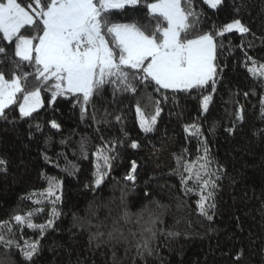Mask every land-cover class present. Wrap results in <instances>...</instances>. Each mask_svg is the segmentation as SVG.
Here are the masks:
<instances>
[{
	"label": "trees",
	"instance_id": "16d2710c",
	"mask_svg": "<svg viewBox=\"0 0 264 264\" xmlns=\"http://www.w3.org/2000/svg\"><path fill=\"white\" fill-rule=\"evenodd\" d=\"M18 2L35 6L34 0ZM151 2L154 0H141L137 6L111 10L106 19L109 24L135 23L151 32L156 21L144 6ZM183 6L189 7L186 2ZM191 8L201 16L189 39L214 32L234 19L251 30L243 35L233 30L217 38L223 48L217 50L222 71L216 77L215 92L210 85L189 92H155L154 87L138 83L135 94L113 95V85L108 84L91 99L82 118L76 96H60L50 103L51 85L42 86L34 77L28 79L27 91L42 89L41 107L30 117L21 118L18 103L22 95L18 94V103L5 110L7 119L0 118V158L7 161V170H0V221L42 207L44 211L33 222L45 223L52 205L34 202L42 199L36 193L46 191L47 178L51 177L60 183L57 195L61 200L56 208L61 215L43 237L39 230L17 229L11 221L14 238L21 243L39 240L40 252L32 262H26L18 249L0 245V264H264V80L253 78L246 67L250 65L247 57L264 63V0H224L217 9L203 0H191ZM162 26L166 27V22ZM22 32L42 34L28 26ZM105 38L114 47L112 37ZM0 46L8 52L6 57L0 56V71L11 79L18 58L13 57L14 46L3 40ZM22 71L32 72L33 68L25 65ZM208 95L212 99L204 112L201 100ZM148 97L160 101L162 111L155 130L146 134L137 124L136 103L140 102L150 118L154 105ZM241 108L244 119L239 121L236 113ZM52 121L59 128H53ZM192 124L200 127L202 136L185 132V126ZM230 128L234 129L231 133L227 131ZM134 140L139 147H130ZM205 140L213 168L219 167L216 174L222 177L216 208L210 211L212 221L197 212L198 189L185 195L176 171L177 157L195 160L203 154L198 149ZM102 149L114 159L110 169H102L107 174L96 186L94 173L97 164H103L98 160ZM133 160L137 163L136 178L128 181L125 177ZM28 196L30 199H22ZM125 212L133 222L141 213L144 219L149 213L160 216L151 255L141 258L132 244L109 241L107 235L89 242V236L97 231L96 224L105 222L107 227L100 231L107 233L113 219H120ZM120 222L125 235L129 228L138 230L134 223ZM168 232L179 235L169 236Z\"/></svg>",
	"mask_w": 264,
	"mask_h": 264
},
{
	"label": "snow or ice",
	"instance_id": "6c2138e0",
	"mask_svg": "<svg viewBox=\"0 0 264 264\" xmlns=\"http://www.w3.org/2000/svg\"><path fill=\"white\" fill-rule=\"evenodd\" d=\"M185 2L189 5L187 9L183 6ZM203 2L211 9H217L224 0ZM34 3L35 6L29 4L25 7L18 0H0V40L14 46L13 57L18 58V61L13 63L11 79L0 71V118L5 120V110L18 103V94L22 95V102L18 103L21 118L30 117L41 106V87L27 91V81L30 77H34L42 86L51 85L50 103L60 96H76L77 103L81 106L82 118L91 99L108 84L113 85V95L116 92L135 94L138 91V83L145 87H154L155 92L162 89L189 92L209 85L215 92L216 77L222 71L217 63V50L223 48L222 43L217 44V38L233 30L242 35L251 31L240 19H234L214 32H203L195 38H187L189 33L197 30L201 16V13L191 8V0H154L145 3L149 17L156 21L151 32L135 23L109 24L106 19L111 10L137 6L141 0H44L43 3L41 0H34ZM164 22L166 27L162 26ZM26 26L35 27L42 34L24 35L22 29ZM103 29H106V33ZM106 35L112 37L114 47L109 46ZM7 55V48L0 46V56ZM247 60L250 61V65L246 64V67L251 76L264 80V63H258L251 57H247ZM25 65L32 67L33 71L23 72ZM244 95L247 96L248 93ZM147 99L154 105L150 118L145 116L140 102L136 103L139 126L146 134L155 130L162 111L160 101L152 97ZM163 99L166 100L167 97ZM211 99V95L203 96L201 108L204 112L208 111ZM261 109L264 114V99L261 100ZM115 119L119 121L121 117L116 116ZM236 119H244L242 108L237 111ZM51 126L59 128L55 121L51 122ZM227 131L231 133L234 129ZM185 132L195 137L202 136L200 127L196 124L186 125ZM200 143L201 148L198 151L203 154L195 160H187L183 155L178 156L176 171L185 195L198 189L197 212L206 220L212 221L213 215L210 211L216 208L218 181L222 177L216 174L220 168H213L214 160L210 156L207 141ZM84 147L82 143L81 150H84ZM130 147L137 148L139 144L134 140ZM113 159L114 157L105 155L103 149L98 153V160H102L103 164L98 163L94 173L96 186L103 183L107 173L102 169H110ZM6 165L7 161L0 158V170L6 171ZM136 170L137 163L133 160L125 179L135 181ZM47 180L46 191L36 193L42 199L34 202L37 205L45 202L52 205L45 223L33 222V218L44 211L42 207L24 215L16 214L9 221H0V245L18 249L26 262H32L39 254L40 242L24 240L21 243L16 240V231L10 226L11 221L15 222L17 229L26 226L39 230L41 237L46 230L54 228L55 219L61 215L56 208L61 200V196L57 195L60 183L54 177ZM22 199H30V196ZM121 220L125 224L134 223L138 230L129 228L125 235ZM160 222V216L152 213L148 214V219H144L141 213L133 222L129 213L125 212L120 219H113L112 227L107 233L100 231L101 228L107 227L105 222L96 224L97 231L89 236V242L107 235L109 241L132 244L136 255L143 258L153 252L151 245L157 237L156 225ZM5 233L8 234L7 237ZM167 235L176 236L179 233L168 232ZM127 251L126 248V254ZM242 254L239 253L236 259L239 260ZM113 258L115 259V252Z\"/></svg>",
	"mask_w": 264,
	"mask_h": 264
},
{
	"label": "rangeland",
	"instance_id": "374dc122",
	"mask_svg": "<svg viewBox=\"0 0 264 264\" xmlns=\"http://www.w3.org/2000/svg\"><path fill=\"white\" fill-rule=\"evenodd\" d=\"M41 107V106H40ZM137 124H139V119H137ZM154 153V155H156V152L154 151L153 152Z\"/></svg>",
	"mask_w": 264,
	"mask_h": 264
}]
</instances>
